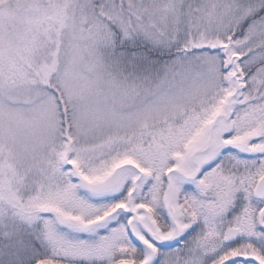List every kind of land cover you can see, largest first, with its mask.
<instances>
[{
    "label": "snow or ice",
    "instance_id": "6c2138e0",
    "mask_svg": "<svg viewBox=\"0 0 264 264\" xmlns=\"http://www.w3.org/2000/svg\"><path fill=\"white\" fill-rule=\"evenodd\" d=\"M0 264H264V0H0Z\"/></svg>",
    "mask_w": 264,
    "mask_h": 264
}]
</instances>
